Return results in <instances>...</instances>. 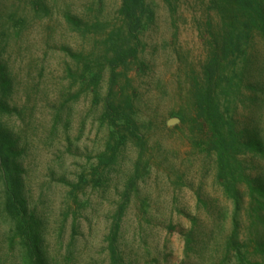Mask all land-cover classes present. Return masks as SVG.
<instances>
[{
  "label": "rangeland",
  "instance_id": "374dc122",
  "mask_svg": "<svg viewBox=\"0 0 264 264\" xmlns=\"http://www.w3.org/2000/svg\"><path fill=\"white\" fill-rule=\"evenodd\" d=\"M145 3L132 28L123 0H0V264H34L9 211L7 171L43 264H264V209L249 215L251 192L238 181L246 205L234 220L202 111L214 89L239 138L257 143L234 158L264 184V25L220 61L230 84L211 86L220 13L246 7ZM118 46L136 54L113 69ZM113 70L138 125L116 143L103 117Z\"/></svg>",
  "mask_w": 264,
  "mask_h": 264
},
{
  "label": "trees",
  "instance_id": "16d2710c",
  "mask_svg": "<svg viewBox=\"0 0 264 264\" xmlns=\"http://www.w3.org/2000/svg\"><path fill=\"white\" fill-rule=\"evenodd\" d=\"M237 2L241 3L238 5L240 8L242 6L246 7L243 12L231 13V15L227 16V14L220 9V11H222L220 13L222 19L221 28L212 35L213 41L217 44L219 51L209 60L207 66V71L211 70V73L208 75L210 79H212L211 86L218 85V83L222 82L224 79V81H228L230 84L228 78L226 79L224 75L218 74L220 70V61H229L228 58L231 60L237 58L238 55L236 56L235 53L241 54L243 52L241 48H243V45L249 37L250 29L259 24L264 25L263 0H237ZM121 9V13L125 17L129 27L134 28L141 24L142 15L146 10V3L145 0H123ZM116 46L117 45H115V47ZM135 54V49L129 48V52L125 51V53H123L120 46L115 48L111 61V63H113V69L119 64L126 65L127 57L131 59V57H135ZM116 72L117 74L115 75ZM119 74H121L120 71L113 70V78L108 94L109 98L106 100L103 113L104 119L108 121L113 128L110 134L111 139L115 140V143L119 141L124 142L126 140L127 134L125 131H129V135L136 136L138 128L134 118V99L132 95L125 91L120 92L118 89H114V85L117 81L116 76ZM224 81L223 83H225ZM110 95H112V99H110ZM202 111L208 122L210 119L209 127L213 129L216 137L217 145L214 146V149L217 158V177L224 188L229 191V197L235 205L233 213L234 220L240 216V210L246 205L243 191L238 185V181L242 180L247 181L251 192V199L246 209L249 215H256L257 218H260L261 211L264 209V184L258 183L253 178L250 179V177L243 172L240 161L233 156L235 152L234 148L243 147L247 149L250 145L254 147L257 143L251 144L250 142L246 144L239 138V135L234 131L231 123L225 120L224 111L219 105L214 89H209L207 99L204 98ZM225 125L229 128L228 131L223 129ZM6 157L9 159V154H7ZM4 170L6 172V169ZM8 170H10L9 167ZM7 174L10 175L6 190L9 211L15 216L18 227L24 232L21 235L23 244L28 254L33 257L34 264H43L41 259L42 253L39 248V229H35L27 219V209L24 206L23 200L19 198V189H16V185H14V175L11 174V171H7Z\"/></svg>",
  "mask_w": 264,
  "mask_h": 264
}]
</instances>
